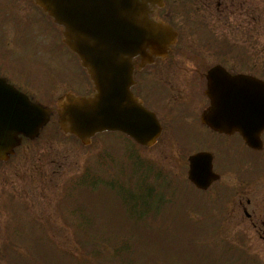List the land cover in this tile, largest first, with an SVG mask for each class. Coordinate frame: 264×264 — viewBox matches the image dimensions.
Here are the masks:
<instances>
[{"label":"rangeland","instance_id":"374dc122","mask_svg":"<svg viewBox=\"0 0 264 264\" xmlns=\"http://www.w3.org/2000/svg\"><path fill=\"white\" fill-rule=\"evenodd\" d=\"M28 1L27 7L21 6L22 0L14 3V12L23 17L14 18L11 32L0 25L2 43L11 40L10 51L0 53L6 75L41 100L56 103L67 90L85 94L90 81L81 74L85 71L77 58L64 50L59 28ZM246 6L242 25L247 30L223 27L220 37L232 44L238 41L243 52V41L249 38L252 59L264 61V0H248ZM180 13H175L179 26ZM60 133L51 124L42 136L24 141L11 159L0 162V264H258L249 254L264 264V222L257 220L252 228L238 216L225 222L210 218L195 200L202 194L185 181L175 185L178 195L164 182L152 179L146 184L140 176L129 181L137 165L127 157L129 148L162 169L179 161L165 136L150 148L138 149L130 142L125 148L109 134L85 146ZM215 147L219 153L222 147ZM179 149L184 154L183 147ZM104 156L107 162L101 160ZM220 162L218 157L216 165ZM90 170L96 174L97 189L89 192L78 183L74 187L70 180ZM167 172H161V178L168 184ZM66 183L67 196L61 198ZM213 233H219V239Z\"/></svg>","mask_w":264,"mask_h":264},{"label":"flooded vegetation","instance_id":"af4514ba","mask_svg":"<svg viewBox=\"0 0 264 264\" xmlns=\"http://www.w3.org/2000/svg\"><path fill=\"white\" fill-rule=\"evenodd\" d=\"M16 1L0 0V25L5 26V31L3 26L0 31L11 32L14 18L23 17L14 12ZM22 3L28 4V0ZM247 3L248 0H182L180 21L187 27L188 38L181 43L182 29L179 30L180 38L171 52L151 63L145 62L141 54L135 56L132 90L159 116L164 126L161 137L173 144L180 142L179 147L184 149V154L179 149L182 173L188 175L192 154L204 152L207 158L211 156L212 171L217 178L198 189L204 203L215 212L211 216L228 221L238 216L242 218L240 222L250 221L253 228L256 222H264V128L253 143H247L236 130H217L203 121V116H209L215 107V123L236 124V118L218 117L221 93L229 92L233 85L236 87L241 77H245V83L249 76L264 77V61L262 57L252 59L249 38L243 41L246 47L243 52L238 41L232 44L220 37L223 27L235 30L241 26L247 30L242 25V11L247 9ZM166 5L159 16L173 24L178 20L175 7ZM249 19L251 24L252 16ZM0 48H4L0 53L10 51L11 40L4 39L3 43L0 40ZM1 64L0 75L5 77ZM211 71H214L212 79ZM23 90L37 100L30 91ZM214 101L219 102L214 106ZM216 144L222 147L219 153ZM218 157L221 162L216 165Z\"/></svg>","mask_w":264,"mask_h":264},{"label":"water","instance_id":"95a60500","mask_svg":"<svg viewBox=\"0 0 264 264\" xmlns=\"http://www.w3.org/2000/svg\"><path fill=\"white\" fill-rule=\"evenodd\" d=\"M62 25L65 43L76 52L95 85L91 95L66 93L58 110L63 131L84 144L104 130H123L139 143L153 145L162 126L155 113L132 96V57L150 48L167 51L173 32L150 17L151 6L162 0H35ZM253 91V103L237 104L236 117L257 119L253 125H237L250 140L264 126V83ZM254 86H256L254 82ZM50 110L0 77V159H9L20 144V134L35 137L50 118ZM243 126V128H242ZM190 177L199 183L205 176L192 157Z\"/></svg>","mask_w":264,"mask_h":264},{"label":"trees","instance_id":"16d2710c","mask_svg":"<svg viewBox=\"0 0 264 264\" xmlns=\"http://www.w3.org/2000/svg\"><path fill=\"white\" fill-rule=\"evenodd\" d=\"M136 164H137V162H136ZM157 175L158 174L156 172L152 171L151 165L149 162L140 161L139 165L138 166L136 165V168L133 172V175L130 176L129 181H131L132 179H134L137 176H140V180L143 183L148 184V183L152 182V179H155V177ZM92 191H94V190H92Z\"/></svg>","mask_w":264,"mask_h":264}]
</instances>
